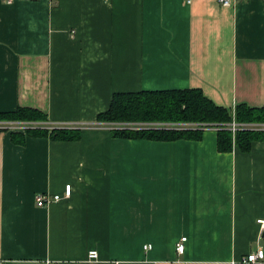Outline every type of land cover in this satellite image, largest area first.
Wrapping results in <instances>:
<instances>
[{"label":"crops","instance_id":"0c3cea01","mask_svg":"<svg viewBox=\"0 0 264 264\" xmlns=\"http://www.w3.org/2000/svg\"><path fill=\"white\" fill-rule=\"evenodd\" d=\"M192 88L264 108V0H0V113L88 126L71 142L0 133V264H240L264 251V141L219 153L214 131L129 140L96 121L113 94ZM67 185L69 198L36 206Z\"/></svg>","mask_w":264,"mask_h":264},{"label":"trees","instance_id":"16d2710c","mask_svg":"<svg viewBox=\"0 0 264 264\" xmlns=\"http://www.w3.org/2000/svg\"><path fill=\"white\" fill-rule=\"evenodd\" d=\"M241 124L264 123V108H251L238 105L232 111L216 105L206 97L200 89L140 91L132 93L113 94L109 108L97 116L100 123L115 122H166L215 124L224 126L232 121ZM39 122L45 123V115L31 109L18 108L12 113H0V122ZM4 131H0L2 133ZM81 130H51L36 129L25 134H11L12 141L24 142L25 136H48L56 141H78ZM113 138L129 140H148L156 142H173L177 140L200 141L204 131L201 130H149L111 131ZM216 133V148L219 153H230L236 148L241 153H248L252 143L264 141L263 131L241 130L235 134L225 128Z\"/></svg>","mask_w":264,"mask_h":264},{"label":"built area","instance_id":"2783aa9c","mask_svg":"<svg viewBox=\"0 0 264 264\" xmlns=\"http://www.w3.org/2000/svg\"><path fill=\"white\" fill-rule=\"evenodd\" d=\"M6 4H12L16 0H3ZM24 2H30L34 0H22ZM192 0H185L186 4H190ZM219 4L223 7L230 6V0H218ZM102 127H105L111 131L119 130H130V131H149V130H159V129H169V130H201L207 131H218L220 128H225L231 133L232 139L234 140L235 134L241 130H254L264 132V123H253V124H241L236 123L234 120L224 126H219L215 124H193V123H166V122H119V123H101ZM88 126L76 123H62V124H48L39 122H0V131L10 132V133H20L25 134L26 131L36 130V129H47L51 130H81L87 129ZM71 194V186L67 185L64 188L63 195H48V194H36L35 204L37 207H46L52 202H58L62 199H67ZM259 230L260 238L264 239V219H259L256 221ZM185 239L182 238L181 242ZM178 253H182L183 245L178 244L176 248ZM88 260L90 262L97 263L98 255L96 251H91L88 254ZM240 264H264V251L262 248H258L255 252L249 253L239 261ZM113 264H120V262H114Z\"/></svg>","mask_w":264,"mask_h":264},{"label":"rangeland","instance_id":"374dc122","mask_svg":"<svg viewBox=\"0 0 264 264\" xmlns=\"http://www.w3.org/2000/svg\"><path fill=\"white\" fill-rule=\"evenodd\" d=\"M115 123H119V122H115Z\"/></svg>","mask_w":264,"mask_h":264}]
</instances>
